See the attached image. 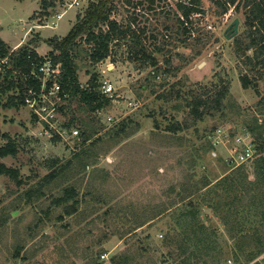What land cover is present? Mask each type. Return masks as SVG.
<instances>
[{
  "label": "rangeland",
  "instance_id": "obj_1",
  "mask_svg": "<svg viewBox=\"0 0 264 264\" xmlns=\"http://www.w3.org/2000/svg\"><path fill=\"white\" fill-rule=\"evenodd\" d=\"M43 1L0 0V39L8 49L37 38L34 49L48 56L51 48L47 40L64 37L93 0H78V5H73L74 0H54V6L48 9ZM129 1L113 0L111 18L123 25L136 18L133 25L144 29L142 38L149 51L152 45L163 47L165 36L174 38V0H155L152 10L148 9L149 0ZM202 7L206 14L193 17L198 30L191 35L190 45L170 48L172 66L177 69L170 74H155L149 63L131 59L129 41L115 43L111 57L92 67L80 51L76 60L80 84L85 86L89 75L96 73L98 81L110 82L115 91L108 106L95 113L76 98L63 100L59 118L64 124L73 119L72 127L78 135L63 134L55 142L54 135L45 131L46 125L33 119L27 108L0 110L1 134H8L18 145L17 155L2 162L17 169L22 182L17 185L0 176V264H101L102 254L119 264L123 256L127 264L177 261L173 257H179L185 234L180 214L189 209L187 202L181 201L188 175L193 173L194 180L209 175L212 188L232 170L226 160L235 155L229 147L239 145L235 137L246 135L252 141L248 129L253 127L257 128L256 144H264V67L250 71L241 57L246 43L243 10L236 12L231 7L218 16L209 0H202ZM235 19L239 20L237 34L225 38L226 28ZM53 24L55 28L48 27ZM167 25L172 31L165 30ZM154 56L163 68L166 54ZM246 74L251 84L244 88L240 79ZM222 88L226 89L222 107L211 105L201 119L194 118V98L210 100ZM121 124L126 126L125 133L116 137L114 132ZM172 124L182 129L175 134L167 132L166 127ZM85 128L92 134L87 145L96 144L88 147L87 160H77L74 156L81 152L80 134ZM226 131L232 133L227 140L234 138L231 144L225 141ZM207 145L210 151H205ZM192 157L197 163L189 171ZM54 160H58L54 168L68 160L72 165L55 180L45 182ZM87 161L91 164L85 166ZM66 187L75 189L79 201L71 216L52 203ZM27 191L33 194L30 200ZM196 208L199 224L213 232L221 248V264H264V254L253 262H245L242 257L236 262L233 252L241 241L235 242V235L226 230L208 204ZM226 208L222 209L224 214ZM249 214L252 218V211ZM136 221L146 224L137 228ZM252 226L253 232L264 231L259 224ZM167 238L170 244L163 246ZM18 247L23 249L14 258Z\"/></svg>",
  "mask_w": 264,
  "mask_h": 264
},
{
  "label": "trees",
  "instance_id": "obj_2",
  "mask_svg": "<svg viewBox=\"0 0 264 264\" xmlns=\"http://www.w3.org/2000/svg\"><path fill=\"white\" fill-rule=\"evenodd\" d=\"M174 1L176 3V11L173 15L177 27L173 36L174 38H170L171 35L165 36L167 37L165 45L163 47L152 45L150 51L148 50L149 46H146L142 38L145 32L144 29H137L133 25L136 18H132V23L128 22L124 25L111 18L113 8H115L113 0H93L89 2L84 15L74 22L64 37L49 38L47 45L51 48V51L48 53V56L51 58L53 64H60L59 84L62 91L67 94V99H78L91 113L100 112L109 104V98L99 90L100 84L96 73L89 75L85 86L80 84L76 62L80 51H84V60L88 62V66L92 67L111 57L112 48L115 43L129 41L132 44L131 59H140L143 63H149L153 67V73L157 74L160 71L163 75H167L172 73L174 69L177 70L172 66L170 48L190 45L189 40L191 35L198 30L196 27L197 22L193 20V17L196 15L203 17L206 11L202 7V0ZM209 1L213 3L214 12L218 16H223L231 7L236 12L243 10L244 24L246 25L243 36L246 43L244 50L241 52V57H243L250 71H257V66L264 67V0ZM126 2L130 4L129 0H126ZM154 2L155 0H149L148 9H154L152 7ZM42 3L45 9L54 6V0H50L49 2L44 0ZM166 19L168 20L169 18L166 16ZM165 30L172 31V27L167 25L165 26ZM150 37L153 41L156 40L154 35ZM238 39L240 40V38ZM196 41L199 42L198 38H196ZM37 42V38H32L26 44H21L18 49L13 51L10 60L14 69L27 71L29 66L28 56L37 61L41 60V58H38L36 52H34ZM237 43L239 42L237 41ZM248 51H251V55H247ZM160 52L166 54L163 68L158 65V61L154 56L155 53ZM176 56L180 57V54L177 53ZM15 79V81H9L5 90L0 94V110L20 109L23 107L22 94L26 88V83L22 80L21 76H16ZM240 80L244 88H247L251 84V80L247 74L243 75ZM15 82H17L16 86ZM225 94L226 89L222 88L220 92L214 95L215 98L210 100L194 98L191 110L194 118L201 119L205 113L210 111L211 105L215 106L216 109H220ZM200 108L202 109L200 110ZM32 117L36 119L34 116ZM72 123L73 119L65 125L67 128H71ZM181 129L182 127L179 124H172L166 127V131L171 134H175ZM125 130L126 126L121 124L120 129L114 132V136L119 137L120 134L125 133ZM248 130L254 136L255 142H257L255 137L257 128L250 127ZM91 135L87 128L81 131L80 141L82 149L81 152L75 154V159L87 160L88 155L85 154L90 153L88 147L92 149L96 144L94 142L87 145ZM53 139L55 142L60 141L59 136H54ZM209 145L205 147V151H210ZM263 150L264 144H257L256 154L250 160L252 165L248 162L232 169L229 174H226L222 179L215 182L212 188L208 182L209 175H202L199 180H194L193 173L188 175L183 187L181 201H186L189 209L180 214L179 221L183 225L185 234L179 247V257H173L177 260L174 264H221L223 260L221 248L216 238H214L215 235L213 232H210L209 228L202 226L198 222V209L196 206H200L201 203H206L213 208L222 220L226 230L231 235H235L236 243L241 241L238 243L236 251L233 252L236 262L241 257L245 262H253L264 254V231L257 233L259 229L257 232H253L251 229L252 224H259L264 227ZM17 153L18 145L15 139L6 133L1 134L0 132V176L8 177L15 184L22 185L19 171L6 166L2 162L4 158L9 156L14 157ZM196 163L197 158L192 157L188 170L191 171ZM57 164L58 160L52 162V171L44 178L45 182L55 180L58 176L64 174L72 165V162L68 160L65 164L54 168ZM90 164L87 161L84 165L88 166ZM202 190L206 192L200 196L199 194ZM40 193L41 191L39 190L38 197L41 196ZM25 194L28 200L33 195L31 191H27ZM77 197V193L73 187H66L62 195L53 199L52 203L55 206L62 207L64 215L71 216L77 211L79 205ZM223 202L224 205H222ZM223 207H227L225 214L222 210ZM251 211L252 218H250L249 214ZM251 220L255 221L251 223ZM136 224V227L139 228L145 225L146 222L136 221ZM169 244L170 240L168 238L162 242L163 246H168ZM21 249L23 248L18 247L15 250L14 258L19 256ZM120 259L122 264H127L128 260L125 256H123V260L122 257ZM112 261L114 264H119L113 257Z\"/></svg>",
  "mask_w": 264,
  "mask_h": 264
},
{
  "label": "built area",
  "instance_id": "obj_3",
  "mask_svg": "<svg viewBox=\"0 0 264 264\" xmlns=\"http://www.w3.org/2000/svg\"><path fill=\"white\" fill-rule=\"evenodd\" d=\"M72 3L73 5H78L79 1L74 0ZM71 6L72 4L69 5V7ZM61 16L62 14H59L57 18L60 19ZM55 26L56 25L53 24L48 27L55 28ZM20 45L21 44L17 45L13 49H8L4 41L0 39V94L5 90L9 81H15L16 76H21L22 80L26 83V88L22 94V105L28 109L32 116L46 125L44 128L45 131L59 137H62L63 134H67L69 137L78 135L77 129L73 127L71 129L67 128L64 122H62V119L59 118V110L63 109L62 102L67 99V94L62 91L59 84V76L61 73L60 64H53L49 56H41L36 52V49H34V52H36L38 58H41V60L37 61L28 56L29 66L27 71L24 72L20 69H14L10 57L13 51L18 49ZM16 84L17 82H15V86ZM99 84L100 92L108 98H111L115 91L113 85L108 81H99ZM129 105L135 106L133 102H129ZM107 121H112V118L107 117ZM55 125H58V127L55 128ZM247 132L252 136L249 131ZM224 133L225 141L231 144L234 138L232 140L227 139L232 138V133L228 131ZM252 138V141H250L247 140L246 135L240 138L235 137V142L239 145L235 143L233 146L229 147V150L235 154L231 155L226 160V164H228L230 168L235 169L246 164L255 156L257 144L253 136ZM221 140L222 143L225 142L224 139ZM216 143L215 141L214 146H216ZM100 263L114 264L112 257L108 254H102L100 256ZM228 264H232V262L228 261Z\"/></svg>",
  "mask_w": 264,
  "mask_h": 264
},
{
  "label": "water",
  "instance_id": "obj_4",
  "mask_svg": "<svg viewBox=\"0 0 264 264\" xmlns=\"http://www.w3.org/2000/svg\"><path fill=\"white\" fill-rule=\"evenodd\" d=\"M239 25V20L235 19L225 30L224 37L231 38L237 34V28Z\"/></svg>",
  "mask_w": 264,
  "mask_h": 264
}]
</instances>
